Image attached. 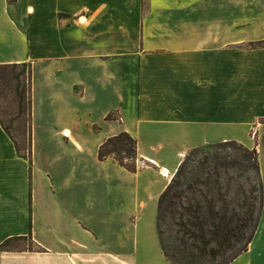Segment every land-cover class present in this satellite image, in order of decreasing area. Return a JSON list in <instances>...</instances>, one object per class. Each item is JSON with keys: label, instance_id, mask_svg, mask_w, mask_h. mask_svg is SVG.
<instances>
[{"label": "crops", "instance_id": "1", "mask_svg": "<svg viewBox=\"0 0 264 264\" xmlns=\"http://www.w3.org/2000/svg\"><path fill=\"white\" fill-rule=\"evenodd\" d=\"M256 42L264 0H0V65H30L32 125L30 163L0 127V245L37 247L0 264H172L158 198L203 146L255 149L264 199ZM122 132L134 171L97 159ZM230 264H264V221Z\"/></svg>", "mask_w": 264, "mask_h": 264}, {"label": "trees", "instance_id": "2", "mask_svg": "<svg viewBox=\"0 0 264 264\" xmlns=\"http://www.w3.org/2000/svg\"><path fill=\"white\" fill-rule=\"evenodd\" d=\"M0 127L13 143L16 155L30 163L31 68L28 64L0 65ZM227 143L208 147L217 148ZM239 146L250 162L249 166H242L237 171H242L243 175H252L246 178L248 190H240L241 216L229 210L226 205L225 191L230 189L231 179L222 185L221 170H218L215 163L203 169L198 168V173L188 174V154L159 196L157 233L163 256L170 263L230 264L247 250L257 229L258 221H254V215L256 208L259 211L262 209L263 188L255 149L250 151L241 144ZM136 149V141L122 132L108 138L99 147L97 159L104 161L111 158L119 166L134 171ZM222 173L227 175V170ZM223 189L225 191L222 192ZM165 203L170 204L168 214L164 213ZM21 240L32 243L30 237L14 238L2 243L0 250H4L12 241Z\"/></svg>", "mask_w": 264, "mask_h": 264}, {"label": "rangeland", "instance_id": "3", "mask_svg": "<svg viewBox=\"0 0 264 264\" xmlns=\"http://www.w3.org/2000/svg\"><path fill=\"white\" fill-rule=\"evenodd\" d=\"M261 45L264 46V42H256L250 44L249 46L259 47ZM16 125L17 122L15 123L14 126ZM187 154H186L187 156L190 155L189 161L186 164L188 174L190 173L191 175H193L194 173H198V168L203 169V167H207L208 164H211L210 166H212V164L215 163L217 165L218 170H221V176H220L221 184L224 185L227 179L229 178L231 179L230 189L227 192L223 189L222 192L225 191L226 193L225 196L227 201L226 205L228 204L229 210H232L238 213L239 216H241L243 214V211L241 209L242 193L240 190L242 189L244 192L248 190L246 178L252 175H248V174L243 175L242 171H237L242 166L243 168L249 166V162H250L246 159V157H244L243 150L239 146V143L222 144L217 146V148L215 146L214 147L203 146L200 148L192 149ZM186 157H184L183 160H185ZM225 169L227 170V175L222 173L223 171H225ZM173 201L175 202V200ZM169 205H170L169 203H165L164 206L165 214L169 211L168 210L170 207ZM262 211H263V205L260 211L256 208L254 221L256 220L258 222L264 221V217L260 219L262 215ZM164 227L167 229L166 226ZM166 245L168 246V243ZM35 249L36 247L31 242L26 240L25 241L21 240V241H12L8 243L5 246L4 250L19 251V250H35Z\"/></svg>", "mask_w": 264, "mask_h": 264}, {"label": "bare ground", "instance_id": "4", "mask_svg": "<svg viewBox=\"0 0 264 264\" xmlns=\"http://www.w3.org/2000/svg\"><path fill=\"white\" fill-rule=\"evenodd\" d=\"M161 173L164 175V174H166V172L163 170V171H161Z\"/></svg>", "mask_w": 264, "mask_h": 264}, {"label": "built area", "instance_id": "5", "mask_svg": "<svg viewBox=\"0 0 264 264\" xmlns=\"http://www.w3.org/2000/svg\"><path fill=\"white\" fill-rule=\"evenodd\" d=\"M143 166V165H142Z\"/></svg>", "mask_w": 264, "mask_h": 264}]
</instances>
